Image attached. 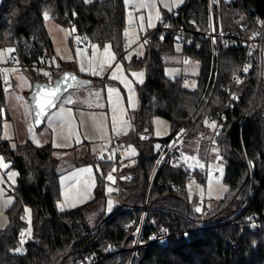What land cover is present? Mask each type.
Masks as SVG:
<instances>
[{"label": "trees", "instance_id": "16d2710c", "mask_svg": "<svg viewBox=\"0 0 264 264\" xmlns=\"http://www.w3.org/2000/svg\"><path fill=\"white\" fill-rule=\"evenodd\" d=\"M220 3L226 31L245 36L264 31V0ZM182 8L195 13L206 27L205 1L185 0ZM45 13L58 24L74 28L80 38L92 44H110L118 56L123 55L127 28L124 0H2L0 49H13L20 66L33 72L42 59L55 53ZM172 13H164L148 32L145 55L134 57L128 65L146 72V80L136 86L139 108L133 116L134 129L124 138L139 153L131 167L123 171L128 180L123 182L122 199L132 213L119 208L109 215L104 209L94 227L88 223V216L97 207H107V177L117 168L116 163L99 161L101 175L97 173L92 201L60 212L59 174L52 145L38 147L27 142L11 149L10 143L0 138V154L17 172L11 193L15 201L7 210L9 223L0 230V264H81L89 256L103 258L100 264H127L130 252L110 255L109 246H132L133 240L128 237L135 220L142 216L147 185L161 149L185 126H191L190 130L157 177L165 182V189L154 187L149 197L143 241L162 229L176 234L165 249L151 245L140 250L134 264H264V79L260 53L255 52L253 67L242 76V60L248 48H221L218 76L211 80L210 44H201L200 49L184 46L180 53L199 64L197 82L191 85L182 77L169 78L164 72V57L175 53L178 41L173 35H163L161 27ZM62 64V69H70ZM65 70L55 73L51 81L42 75H36L35 81L52 82ZM4 108L0 68V132ZM155 117L167 119L171 129L158 151L154 150L152 137ZM213 122L215 127L211 126ZM218 127L217 148L225 160L224 182L228 191L203 216L205 231L193 235L188 231L201 213L196 211L199 199L189 194L187 185L192 178L205 183L207 174L177 167L173 160L183 158L184 145L199 141V154L194 157L206 161L208 138ZM27 208L31 210V232H27L28 224L23 219ZM252 217L259 227L256 232L252 230Z\"/></svg>", "mask_w": 264, "mask_h": 264}, {"label": "rangeland", "instance_id": "374dc122", "mask_svg": "<svg viewBox=\"0 0 264 264\" xmlns=\"http://www.w3.org/2000/svg\"><path fill=\"white\" fill-rule=\"evenodd\" d=\"M1 2L2 0L0 4ZM154 2L156 6L152 8H141L139 0H129V4L125 3L127 8L125 33L127 35L125 34V49L121 56L117 55L110 44L89 43L86 45V39L77 36L74 28L58 24L50 14H47L48 18L45 20L47 31L55 48L53 57L48 58V64L53 68L52 72H45L36 67L32 72L28 67L8 66L14 50L0 49V68L5 91L3 111L5 119L2 122L0 138L10 143L11 149L27 142L38 147L52 145L59 174L57 182L61 198L57 203V208L60 212L73 210L93 200L97 173L101 175L100 157L109 146L112 136L121 141L123 160L134 163V159L139 154L137 148L125 142L124 138L134 129L133 116L136 110L134 108H137L136 86L146 80V72L144 69H130L128 65L134 57L145 55L146 44L141 42V39L145 38L148 32L157 25L164 13H172L183 6L185 0H154ZM165 4L168 7H165ZM130 5H135V7ZM141 16L143 20L140 19ZM149 17H151L152 26H149ZM105 46H110L107 52L104 51ZM180 50L181 48L177 46L175 53L164 57L166 76L172 79L182 76L196 77L199 64L192 59H186ZM257 52H259L258 49ZM262 52L263 57L260 56L259 60L264 70V48ZM113 56L115 59H112ZM60 64L70 67L69 70H74L75 73L89 75L97 82L90 87L70 90L64 95V97L71 95L74 101L72 104L64 105L65 109L72 110L69 123L62 125L57 122L49 127V117H47L43 124L38 126L35 123L30 101V94L36 82L35 77L42 75L46 80L51 81L55 73L65 70L59 66ZM81 66L84 71H81ZM93 71L97 74H92ZM44 73L50 75L46 76ZM113 75L116 76L115 79L112 78ZM109 89H115V91L110 94ZM97 92L100 93L99 98L95 96ZM58 108L59 104L57 109L51 112L57 111ZM114 120L116 122L115 131L113 130ZM170 132V122L167 119L154 118L152 137L155 139L153 146L155 151L160 150L162 141L170 136ZM200 144L201 142L198 141L184 145L183 158H188L185 161L192 172L202 171L207 167L209 174H207L205 183L192 178L187 185V190L191 196H197L200 200L206 197L211 201L210 207L215 208L228 191L224 182L225 162L207 163L210 160L213 161L207 156L206 161L198 158L199 164H197L188 154L193 157L197 156ZM0 157L3 158L2 164L7 165V167H0V230H3L9 223L7 210L15 201L11 193L16 186L17 172L3 155L0 154ZM84 169H91V172L82 171ZM11 173L16 175L9 179ZM216 173H219L217 177ZM112 175L113 173L110 172L107 178L109 179ZM104 209L107 213L106 205H100L88 216L89 225L92 227L96 225ZM23 219L28 224L27 232H31L30 208L26 209Z\"/></svg>", "mask_w": 264, "mask_h": 264}, {"label": "built area", "instance_id": "2783aa9c", "mask_svg": "<svg viewBox=\"0 0 264 264\" xmlns=\"http://www.w3.org/2000/svg\"><path fill=\"white\" fill-rule=\"evenodd\" d=\"M89 1V0H88ZM192 1V0H189ZM202 1V0H199ZM206 2L207 8V22L206 27L197 20V16L193 12H188V10L183 9L182 6L172 13V17L163 21L162 25V33L165 36L173 35L174 38L178 41V46L182 49L185 47H196L197 49L201 48V44L209 43L211 47V58H212V72H211V80L216 79L218 76V67H219V59H220V51L221 48H226L229 50H236L241 47H247V51L242 60V76L246 75L254 64V54L257 51V47H259V53L262 52V47L264 46V31H260L259 34H249L247 36L241 35L236 31H226L223 22L221 19V9H220V0H203ZM145 40L147 42L145 43ZM86 45L90 42L89 40H85ZM141 42L145 44H149L148 34L145 38L141 39ZM256 48V50H255ZM186 59L187 56H184ZM18 64V57L15 51L12 54L11 60L8 63V66H15ZM36 68L43 69L45 72H52L53 68L48 64V57L46 59H42L40 63H38ZM247 68V71L244 69ZM184 81L188 84L195 85L197 82V77H189L182 76ZM240 78L237 79V81ZM234 100L235 97H232ZM206 96L203 97V101H206ZM231 102L229 101L225 108L227 109L230 106ZM224 118V116H221ZM191 126L183 127L172 139L167 142L157 159L155 167L153 169V173L151 178L149 179L147 185L146 192V201L145 205L142 209V216L138 220H135V223L132 227L131 233L128 239L133 240V244L130 247H127L125 244L122 247H118L115 243H111L109 246V254L130 252V258L127 264H134V261L142 249H148L151 245H159L161 248L165 249L169 246L170 239L176 234L168 231L167 229L159 230L155 233H152L148 236L146 241H143L144 236V224L147 212V206L149 197L154 187H158L159 189H165L166 184L163 180L157 179L159 171L163 164L167 161V159L173 153L175 147L179 144L182 138L188 133ZM220 128H216L212 137L208 138V149L207 156L212 158L213 161L209 162H225L224 157L218 151V134ZM122 144L121 141L112 136L109 146L102 152L101 160L104 162L116 163L117 168V179H115L113 184L107 186V194H108V202H107V213L112 215L117 209L121 208L123 211L128 213H132V209L127 207L123 202V182L128 179H121V172L124 169H127L130 165L128 161H125L121 157ZM215 150V151H214ZM173 165L183 168L189 169L188 164L183 158H177L173 160ZM206 174H209V170H203ZM219 173H216V177ZM176 190L180 191V187H176V185L172 184ZM109 201H111L112 207L109 210ZM211 206V201L204 197L202 200L199 199L198 207L201 209L200 218L194 222V227L189 230V233L193 235H199L204 232L206 229V224L203 221V216L207 212L208 208ZM227 224L232 225L233 221H227ZM256 219L252 217L251 224L256 225ZM187 232V231H186ZM103 258H95L89 256L87 260L81 264H100Z\"/></svg>", "mask_w": 264, "mask_h": 264}, {"label": "snow or ice", "instance_id": "6c2138e0", "mask_svg": "<svg viewBox=\"0 0 264 264\" xmlns=\"http://www.w3.org/2000/svg\"><path fill=\"white\" fill-rule=\"evenodd\" d=\"M126 4H129V0H125ZM139 5L141 8H152L155 7V2L154 0H139ZM131 7H135V5H130ZM165 7H168L167 4H165ZM169 10H171L169 8ZM131 15V13H130ZM159 15V14H158ZM45 18H48L47 13H45ZM141 20H143V16L140 17ZM149 26L151 25V17H149ZM127 35V33H125ZM256 35V34H254ZM147 42V40H145V43ZM110 46H105L104 51L107 52L109 50ZM11 51V50H9ZM112 59H115V57L113 56ZM187 62V61H186ZM110 66V65H109ZM117 67H119V65H117ZM101 68H103V65H101ZM81 71H84L83 66H81ZM244 71H247V68L244 69ZM92 74H97L95 71H93ZM44 75L49 76V73H44ZM142 75V74H140ZM113 79L116 78L115 75L112 76ZM71 80L73 83L72 84H68V87L71 88H76L80 85V81H77V78L74 75L68 74L66 73L64 75V77L62 78L61 81H57L55 82V84L53 85L52 83H49L47 85H42V86H37L36 91L34 93V104H35V108H36V116H37V122H39L40 117H49L48 118V125L49 127H52L53 124L55 123H60V124H67L70 122V119L72 117V110L71 109H65L64 105L65 104H72L74 103L72 96L69 95L68 97H64L62 95V91H64L65 89H62V84L66 83L67 81ZM115 89H109V93L111 94L112 92H114ZM100 93L97 92L95 93V96L97 98H99ZM111 99V96H110ZM59 104V108L57 111L55 112H51L49 113L50 109H57V106ZM97 106H101V105H97ZM212 127H215V122H213V124L211 125ZM116 129V122L115 120L113 121V130L115 131ZM53 131H55V129L53 128ZM218 134V133H217ZM215 151V150H214ZM2 157H0V167H7V165L2 164ZM186 160L188 158H185ZM191 159L195 160L197 164H199V161L197 158L192 157ZM201 167H203V165H200ZM82 171L85 172H91V169H84ZM16 174L15 173H11L9 175V179H12ZM109 179H111V177H109ZM8 203H11V201H8ZM109 210H111L112 204L111 201H109ZM197 212H200L201 209L199 207L196 208ZM23 235V233H22Z\"/></svg>", "mask_w": 264, "mask_h": 264}, {"label": "water", "instance_id": "95a60500", "mask_svg": "<svg viewBox=\"0 0 264 264\" xmlns=\"http://www.w3.org/2000/svg\"><path fill=\"white\" fill-rule=\"evenodd\" d=\"M68 73V74H71V75H74L76 78H77V81H80V85L81 87H89L91 84H92V80L89 79V78H86V77H83L73 71H65L63 72L61 75H59L57 78H55L52 82H35L34 86H33V89H32V92L30 94V101H31V105H32V111H33V116H34V119H35V123L36 125L40 126L43 124L44 120L47 118V116L45 117H40L39 119V122H37V116H36V108H35V104H34V93L36 91V88L37 86H42V85H47L49 83H52L53 85L55 84V82L57 81H61L62 78L64 77V75ZM73 82L71 80L67 81L66 83H63L62 84V89H65L64 91H62V95L64 96L66 93H68L70 90H73V89H76V88H71V87H68V84H72ZM54 109H50L49 110V113L51 111H53ZM259 227L258 226H253L252 230L253 232H256L258 231Z\"/></svg>", "mask_w": 264, "mask_h": 264}, {"label": "crops", "instance_id": "0c3cea01", "mask_svg": "<svg viewBox=\"0 0 264 264\" xmlns=\"http://www.w3.org/2000/svg\"><path fill=\"white\" fill-rule=\"evenodd\" d=\"M263 48H264V46L262 47V51H263ZM257 49L259 50V47H257ZM255 50H256V48H255ZM263 52H261L260 54H259V57L261 56V57H263V55H261ZM53 56H51L50 58H52ZM65 71H71V70H65ZM264 71V70H263ZM73 72H75L74 70H73ZM77 73V72H76ZM264 73V72H263ZM77 74H79V73H77ZM79 75H81V76H83V77H86V78H89V79H91L92 80V84L96 81L95 79H92V78H90L89 77V75H85V74H79ZM263 79H264V74H263ZM91 84V85H92ZM90 85V86H91ZM89 86V87H90ZM81 86H79L78 88H76V90L77 89H79ZM136 96H137V90H136ZM138 108H139V101H138V97H137V108H134V109H136V110H138ZM136 110H134V112L136 111ZM120 140V139H119ZM189 157H191V156H189ZM187 158V157H186ZM184 159H185V157H184ZM130 163V165H129V167H131V165L133 164V163H131V162H129ZM128 167V168H129ZM124 170H126V169H124ZM123 170V171H124ZM111 173H113V175L111 176V181H110V179H108V185H110V184H113L114 183V181H115V179H117V172H116V168L115 169H113L112 171H111ZM124 172H121V179H125V175L123 174ZM107 185V186H108Z\"/></svg>", "mask_w": 264, "mask_h": 264}]
</instances>
